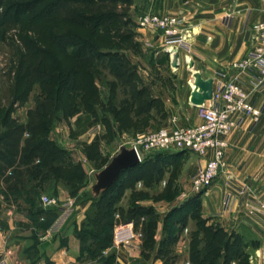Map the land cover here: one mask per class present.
<instances>
[{"label":"rangeland","instance_id":"1","mask_svg":"<svg viewBox=\"0 0 264 264\" xmlns=\"http://www.w3.org/2000/svg\"><path fill=\"white\" fill-rule=\"evenodd\" d=\"M42 5H38L34 12L24 14L15 28L0 26V122L3 117L10 115L25 123L39 102L47 99L53 103L61 101L62 108L55 114L48 137L56 146L66 150L69 156L63 162L54 164L50 171H42L46 172L44 175L34 174L22 186L10 189L0 180V227L11 206L20 212L29 207L30 201L36 200L37 206L41 207L38 198L43 194L58 198L65 192L67 195L64 200L70 198L77 202L71 219L69 218V225H73L76 236L85 239H78L81 245L82 242H89L86 231L90 228L88 219L94 206L89 203L84 208L83 203L91 201L87 198L95 182L94 172L110 161L119 151L120 144L128 147L131 141L147 131L177 125L167 122V109L159 99L149 109V117L144 115L143 106L157 93L170 97L169 103L173 110L181 109L179 106L186 103L187 91L190 89L187 79L190 75L189 82L192 81L197 70L194 68L190 46L201 29L189 21V17H195L197 13L166 9L164 0H131L127 4V10L133 22L126 27L117 25L106 30L92 22L80 24L55 14L45 15ZM154 13L183 16L186 21L182 23V28L193 31V38H187V45L178 46V72H171V69L177 71V68L175 70L171 66L172 48L166 49L167 45L160 32L141 29L135 23L137 17ZM223 14L221 12L220 17ZM68 35H75L87 43H84L79 56L72 54L71 47H62L56 43L58 37ZM90 46L102 55L92 63L85 52ZM106 58L111 61L119 59L116 61L122 63L121 67L126 68V73L122 77L113 75L105 68V63L101 62ZM35 71L43 73L46 80L41 83L28 82V76ZM132 71L135 75H132ZM169 75L174 78L171 83L168 82ZM181 75L186 80V85L177 86L176 78ZM150 84L154 86L152 90L147 86ZM182 90L184 93H181ZM262 121L260 131H264V109L257 122ZM237 129L239 128L232 129L228 136ZM176 152L178 151H159L146 158L153 159L157 154L162 158L163 155ZM191 154L189 151L181 157L166 156L167 160L156 165L159 171L152 181L157 184L150 191L153 193L155 206L161 205L163 208L164 202L171 200L182 205L187 200L188 197L181 196L188 193L184 190L181 177L183 169L190 167L189 159L194 155ZM226 167L225 157V168L217 177L225 175V184H231L232 174L226 171ZM149 177L151 179L150 175ZM250 195L264 201V194L261 192L251 190ZM167 208L164 207L165 210ZM113 219L119 222L114 216ZM193 224L194 220L189 218L186 235H189ZM49 228H40L38 232H47ZM140 239L143 243V235ZM172 246L170 251L163 254V258L173 254ZM129 250V253H133ZM10 254V250L4 249L0 253V259L6 256L8 261ZM34 254L35 252H29L32 257ZM106 255L94 258L104 261ZM125 256L130 257L127 254Z\"/></svg>","mask_w":264,"mask_h":264},{"label":"crops","instance_id":"2","mask_svg":"<svg viewBox=\"0 0 264 264\" xmlns=\"http://www.w3.org/2000/svg\"><path fill=\"white\" fill-rule=\"evenodd\" d=\"M164 7L189 14L197 13L194 15L195 17L190 18L188 16L189 21L201 29L190 46L194 57V68L201 73L203 78L210 77L212 79H216L219 73H225L226 77L232 74V62L242 58L252 47L250 40L251 24L264 16V0H164ZM229 10L234 12V16L231 24L226 26L222 22L220 13ZM178 68L177 71L171 69V72H178L180 69ZM170 76L168 82L171 83L174 78ZM176 79L177 86L179 84L186 85L183 75L177 76ZM147 86L151 90L154 87L152 84ZM245 86L248 90L251 89L248 78H245ZM190 92L191 88L187 91L186 103L180 105L179 108L181 107V109L179 110H173L171 103H169L170 97L163 96L162 93L154 94L151 100L155 103L159 99L164 103V108L167 109L168 123L173 122L180 126L195 125L200 123L201 119L197 107L188 101ZM181 93H184V90ZM251 96L257 105L262 106L264 104V87L256 93L252 92ZM152 104L149 105L148 112L149 109H152ZM148 112L144 114L146 117H149ZM262 123L263 121L253 124L251 118L246 116L239 129L227 137L226 171L232 174L231 187L236 198L232 206L229 209L223 208V195L228 189V185L224 181L225 175L216 177L217 179L215 178L216 180L212 182L207 191L200 193V213L201 217L206 220V225L222 228L228 234L241 235L244 239L245 249L249 251V264H264V222H257L247 214L243 203L239 201L236 190L246 186L248 194L251 190L264 194V131H260L263 126ZM186 153L189 151H185L183 154ZM190 153L196 156L193 155L194 158L191 156L189 159L190 167L187 170L183 169V176L181 177L184 190H187L188 193H190L191 175L205 160L191 151ZM156 184L154 180L149 178L146 181L145 179H138L128 182L118 200L117 209L113 212V216L119 219V222L113 219V228L127 221L135 223L140 232L138 247L130 249L133 253H129L127 251L129 248L114 247L111 244L109 247L100 250L97 257L106 254L109 256L110 254L113 256L111 264H192L190 259V233L192 230H190L189 235H186L187 225L179 230L177 240L172 246L173 254L170 255L171 258L168 261L165 262L163 255L157 254L160 240L164 234L165 215L180 204L178 205V202L174 200L164 202L163 206L168 207L166 210L161 205L155 206L153 193L150 191L154 189ZM65 195L67 193L64 192L63 196H58L59 200L63 201L66 198ZM259 200L263 201L262 199ZM22 202L23 199H21ZM89 203L91 201L84 202V208ZM75 204L77 206L76 201ZM25 205L27 206V204ZM137 205L152 208L157 216L153 234L155 244L148 249H143V243L140 239L143 235L145 217L141 216L137 221L123 219V213L129 207ZM5 214L7 217L0 227V253L4 249L11 251L8 256V264H104L103 261H98L97 257H87L82 252L79 240L73 231L74 227L69 225L71 218L56 234L46 236L47 232H38L40 227L29 207L17 212L11 206ZM34 223L35 226H33ZM29 252H35L34 256L29 255ZM126 254L130 257H126ZM230 263L236 264V261Z\"/></svg>","mask_w":264,"mask_h":264},{"label":"trees","instance_id":"3","mask_svg":"<svg viewBox=\"0 0 264 264\" xmlns=\"http://www.w3.org/2000/svg\"><path fill=\"white\" fill-rule=\"evenodd\" d=\"M131 0H0V26L15 28L22 16L34 12L38 5H42L45 15L55 14L62 18L80 23L96 24L103 29L115 28L117 25L128 26L132 19L128 14L127 4ZM56 43L62 47H71L72 54L79 56L84 43L75 35L58 37ZM92 63L102 56L100 51L91 46L85 51ZM102 58V57H101ZM119 59H103L105 68L116 77H122L126 68H122ZM132 75H135L132 71ZM46 80L43 73L35 71L28 76L30 83H41ZM143 106L144 114H147L150 100ZM62 108L61 101L52 102L47 99L39 102L25 123L19 122L16 117L6 115L0 122V180L7 188H15L24 185L34 174L50 171L56 163H61L69 156L68 152L58 146L48 137L50 127L55 114ZM185 151H178L172 155L181 156ZM163 155H155L153 159L145 158L133 167L127 168L120 173L114 183L101 191L97 197H90L94 208L88 219L90 225L86 231L89 242H82L81 249L87 257L94 258L100 254V250L112 244L113 212L117 209L118 200L123 188L128 182L138 179L155 177L159 171L156 165L160 161L167 160ZM166 157V158H165ZM164 158V159H163ZM168 163H166L167 165ZM46 171V172H42ZM147 178V179H148ZM201 194H195L182 205L173 208L165 215L164 234L160 240L158 253L163 255L170 251L175 243L178 232L187 224L189 218L194 220V228L190 236V259L192 264H249V251L245 249L244 239L241 235L228 234L222 228L206 225V220L200 213ZM37 201H30L28 206L38 226L42 229L49 228L54 222L58 210L56 207L43 208L37 206ZM141 216L145 217L143 227V249L151 248L155 244L153 234L157 216L152 208L132 206L123 213V219L137 221ZM111 231V234H110ZM83 241V237L77 235ZM85 240V239H84ZM171 256L165 258L168 261ZM113 256L104 259V264H111Z\"/></svg>","mask_w":264,"mask_h":264},{"label":"built area","instance_id":"4","mask_svg":"<svg viewBox=\"0 0 264 264\" xmlns=\"http://www.w3.org/2000/svg\"><path fill=\"white\" fill-rule=\"evenodd\" d=\"M233 16V11H226L222 16L223 24L229 26ZM185 21L183 16L154 13L137 17L135 23L141 29L160 32L167 45L166 49L171 47L178 52L179 45L185 47L187 38H193V31L181 26ZM250 28L252 47L242 58L232 62L233 71L230 76L219 73L213 79L211 98L197 106L200 123L147 131L129 143L128 147L135 150L139 162L149 154L159 151L187 150L205 159L190 177V193L181 196L189 197L207 191L225 168L224 154L228 145V133L239 128L246 116L255 124L264 109V104L257 105L251 96L252 92L256 93L264 87V16L253 22ZM245 78L250 81V90L245 86ZM227 184L228 189L222 200L224 209H229L236 199L231 184ZM236 193L247 214L257 222H264V202L248 194L246 186L237 189ZM39 202L43 208L56 207L58 210L46 236L60 231L75 209V201L70 198L60 201L57 197L43 194ZM139 237L140 232L133 221L120 223L113 228L112 245L137 248ZM5 257L0 259V264H8Z\"/></svg>","mask_w":264,"mask_h":264},{"label":"water","instance_id":"5","mask_svg":"<svg viewBox=\"0 0 264 264\" xmlns=\"http://www.w3.org/2000/svg\"><path fill=\"white\" fill-rule=\"evenodd\" d=\"M178 58V52L171 56V66L175 69L179 66ZM212 81L213 79L210 77L203 78L201 73L196 70L194 87L191 88L189 96L191 105L195 107L201 106L206 100L211 98ZM138 163L139 160L135 150L121 145L119 151L111 157L110 161L102 169L94 172L95 182L90 188V197H97L101 191L107 189L116 181L122 171Z\"/></svg>","mask_w":264,"mask_h":264},{"label":"bare ground","instance_id":"6","mask_svg":"<svg viewBox=\"0 0 264 264\" xmlns=\"http://www.w3.org/2000/svg\"><path fill=\"white\" fill-rule=\"evenodd\" d=\"M171 52H172V55H174L177 51L171 49ZM191 70H192V69H191ZM194 74H195V73H194ZM194 76H195V75H194ZM194 79H195V77L193 78L192 81L189 82V85L191 84V85H190V88L194 87Z\"/></svg>","mask_w":264,"mask_h":264}]
</instances>
